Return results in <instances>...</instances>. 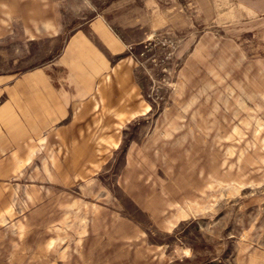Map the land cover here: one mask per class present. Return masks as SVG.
Listing matches in <instances>:
<instances>
[{
  "label": "rangeland",
  "instance_id": "1",
  "mask_svg": "<svg viewBox=\"0 0 264 264\" xmlns=\"http://www.w3.org/2000/svg\"><path fill=\"white\" fill-rule=\"evenodd\" d=\"M54 62L89 96L0 157V264H264V0H0V78Z\"/></svg>",
  "mask_w": 264,
  "mask_h": 264
},
{
  "label": "crops",
  "instance_id": "2",
  "mask_svg": "<svg viewBox=\"0 0 264 264\" xmlns=\"http://www.w3.org/2000/svg\"><path fill=\"white\" fill-rule=\"evenodd\" d=\"M42 70L50 74L47 79L50 88L27 91L22 80L0 78V134L5 139L0 157L20 156L19 151H25L26 124L41 126L38 128L41 133L57 123L73 125L75 104L89 96L88 82L76 78L65 64L50 63ZM114 75L124 85L127 68L118 65Z\"/></svg>",
  "mask_w": 264,
  "mask_h": 264
}]
</instances>
